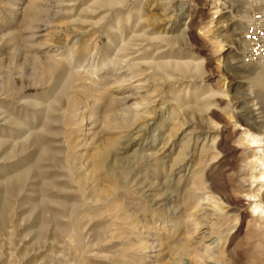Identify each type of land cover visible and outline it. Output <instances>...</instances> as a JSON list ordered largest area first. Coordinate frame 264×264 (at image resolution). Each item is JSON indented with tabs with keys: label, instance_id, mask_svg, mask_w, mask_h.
Instances as JSON below:
<instances>
[{
	"label": "rangeland",
	"instance_id": "1",
	"mask_svg": "<svg viewBox=\"0 0 264 264\" xmlns=\"http://www.w3.org/2000/svg\"><path fill=\"white\" fill-rule=\"evenodd\" d=\"M248 11L0 0V264H264Z\"/></svg>",
	"mask_w": 264,
	"mask_h": 264
},
{
	"label": "built area",
	"instance_id": "2",
	"mask_svg": "<svg viewBox=\"0 0 264 264\" xmlns=\"http://www.w3.org/2000/svg\"><path fill=\"white\" fill-rule=\"evenodd\" d=\"M242 38L245 58L264 62V0H249Z\"/></svg>",
	"mask_w": 264,
	"mask_h": 264
},
{
	"label": "bare ground",
	"instance_id": "3",
	"mask_svg": "<svg viewBox=\"0 0 264 264\" xmlns=\"http://www.w3.org/2000/svg\"><path fill=\"white\" fill-rule=\"evenodd\" d=\"M201 134H202V135H205V136H204L205 139L208 137V135H210L208 129H205V130L201 131ZM243 138L246 139V140H248L251 144H255V145H258L259 142H260V137H259L258 135H254V134H252V133H245V134L243 135ZM189 140H190V139H189ZM187 143H188V142H187ZM181 146H182V145H181ZM251 157H252V156H251ZM258 178H259V179H264V169L261 170V168H259ZM248 197H249L250 200H255V195H249ZM252 210H253V214H254V213H255V214H256V213H259V214H260V212H261V213L263 212V209H262L260 206H258V205H254L253 208H252ZM263 214H264V213H263ZM261 215H262V214H261ZM261 215H260V216H261ZM254 216H255V215H254ZM257 217H258V215H257ZM261 219H262V218H261Z\"/></svg>",
	"mask_w": 264,
	"mask_h": 264
}]
</instances>
